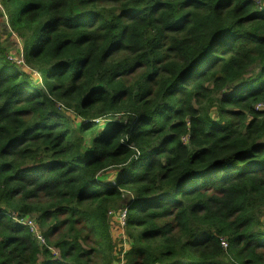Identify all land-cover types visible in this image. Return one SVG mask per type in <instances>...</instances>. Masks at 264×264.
<instances>
[{
	"label": "trees",
	"instance_id": "trees-1",
	"mask_svg": "<svg viewBox=\"0 0 264 264\" xmlns=\"http://www.w3.org/2000/svg\"><path fill=\"white\" fill-rule=\"evenodd\" d=\"M3 13L42 80L0 33V264H264V0ZM125 208L119 256L109 211Z\"/></svg>",
	"mask_w": 264,
	"mask_h": 264
},
{
	"label": "rangeland",
	"instance_id": "rangeland-1",
	"mask_svg": "<svg viewBox=\"0 0 264 264\" xmlns=\"http://www.w3.org/2000/svg\"><path fill=\"white\" fill-rule=\"evenodd\" d=\"M4 15L0 14V33L3 37V40L5 41L4 47L6 48V50L8 51L7 54L11 53V55L13 57H16L17 60H19V64L22 66V69L24 71H28V73L31 75L32 79L38 83L41 84L40 81L41 79V74L40 71L37 70L35 67L28 65L24 62V59L22 58L23 55V38L21 35H19L14 29H10V27L8 26V21L7 18L5 16L6 13H3ZM112 119H117L114 116H109V118L107 119L106 123L110 124L112 123ZM89 141L90 138L87 137L86 138V145L89 146ZM117 169L116 168H111L105 172H101L100 173V178L103 180H106V182H114L116 179V174H117ZM121 203H123V201H121ZM116 210V209H113ZM264 215V208L260 211V217H263ZM61 218H64L65 215H60ZM113 217L111 216V229L113 232V242L116 246V252L117 254H120L119 249H123L124 250L126 248L129 247V236L127 233L126 228L124 227V224L121 225L120 223L115 222L113 219ZM41 229H43L42 227H40L38 229V231L41 233ZM93 240L89 239L88 241L85 242V245L88 247L89 243H92ZM124 252V251H123ZM114 252L110 251L109 255L111 256ZM123 254H120L119 256H122ZM42 257V256H41ZM100 259V257H98V260ZM119 261H116V264H118ZM122 264V263H121Z\"/></svg>",
	"mask_w": 264,
	"mask_h": 264
},
{
	"label": "built area",
	"instance_id": "built-area-1",
	"mask_svg": "<svg viewBox=\"0 0 264 264\" xmlns=\"http://www.w3.org/2000/svg\"><path fill=\"white\" fill-rule=\"evenodd\" d=\"M9 26V25H8ZM10 27V26H9ZM10 29H12L10 27ZM16 62L19 63V60H17L16 57H13L11 56ZM22 58L24 59L23 55H22ZM25 62V60H24ZM28 72V71H27ZM110 216H112L113 220L117 223H120L121 225L124 224V227H125V220H126V217H127V210L126 209H120V210H110ZM13 218L24 224V225H27L30 227V229L35 233V236L36 238L38 239V241L41 243V244H47V241H46V238L45 236L43 235V231L41 229V233L38 231V229L41 227L40 224L38 223V221L36 220V216L35 215H20L18 213H14L13 214ZM222 244L226 246V241L223 240L222 241ZM127 249V248H126ZM125 249V250H126ZM123 251L124 248L122 249ZM124 253V252H123ZM123 256V255H122ZM123 263V262H122Z\"/></svg>",
	"mask_w": 264,
	"mask_h": 264
},
{
	"label": "clouds",
	"instance_id": "clouds-1",
	"mask_svg": "<svg viewBox=\"0 0 264 264\" xmlns=\"http://www.w3.org/2000/svg\"><path fill=\"white\" fill-rule=\"evenodd\" d=\"M125 209H126V208H125ZM111 210H113V209H111ZM116 210H120V209H116ZM126 210H127V209H126ZM109 212H110V211H109ZM109 217H111V216H110V213H109ZM110 222H111V219H110Z\"/></svg>",
	"mask_w": 264,
	"mask_h": 264
}]
</instances>
